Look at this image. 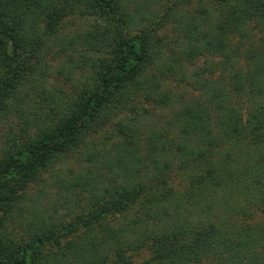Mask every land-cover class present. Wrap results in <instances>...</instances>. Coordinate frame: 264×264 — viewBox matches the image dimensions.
Wrapping results in <instances>:
<instances>
[{
	"label": "trees",
	"instance_id": "trees-1",
	"mask_svg": "<svg viewBox=\"0 0 264 264\" xmlns=\"http://www.w3.org/2000/svg\"><path fill=\"white\" fill-rule=\"evenodd\" d=\"M129 1L0 0V121L25 120L0 142V264H264V0L200 5L169 53ZM75 9L102 22L62 31ZM60 56L68 79L88 67L69 94L45 86ZM78 152L49 212L27 190Z\"/></svg>",
	"mask_w": 264,
	"mask_h": 264
},
{
	"label": "rangeland",
	"instance_id": "rangeland-1",
	"mask_svg": "<svg viewBox=\"0 0 264 264\" xmlns=\"http://www.w3.org/2000/svg\"><path fill=\"white\" fill-rule=\"evenodd\" d=\"M144 6V12L146 13L145 18V24L146 27H151L156 29L155 35L152 36V41L155 45L158 46L159 51L162 53L166 52L169 53V49L173 48L175 46V40H177L179 33H177V26H176V20L183 18L184 20H187V16L189 13H193L194 15L199 16V6L200 5H211V0H193L192 2H187V0H130L129 1V13H134V10L137 9V5ZM77 13L71 12L70 16L67 17V19L64 20L63 26L61 28L64 32H80L82 29L85 30L86 28H91L93 24L95 23H101V18L96 19V17L91 16L89 14L86 15H80L78 13L79 10L75 9ZM134 32V31H133ZM135 33V32H134ZM182 37V33H181ZM84 47L76 48L73 50V55L79 54L84 51ZM156 50H154L155 52ZM64 57L60 56L59 58L51 60L49 62L50 66V72L47 73V78L45 80V86L48 89L54 90V88L57 90L58 93H65L69 94L73 88L80 87L81 81L89 76V72L86 71V66L84 71H80L76 75V79H73L74 75H70L71 79H68V77L62 73L59 74L55 67H58V64L61 63L64 59ZM206 55L198 56L192 61L194 62L193 66H201L202 64H207L205 62ZM209 60V63L211 61L210 57H207ZM187 61V60H186ZM191 68V67H190ZM219 67H216L212 71L213 74H216L219 71ZM68 70L65 69L64 72H67ZM65 75V76H64ZM182 87H185L182 85H178L176 82L170 83V88L173 90L175 94H178L180 90H182ZM77 90V89H76ZM186 94H190V90L186 89ZM32 96V97H31ZM32 103L35 104L34 106L40 107V104H44V95L40 93L39 89L32 92L30 94ZM148 105V104H147ZM33 106V107H34ZM50 106L51 105H47ZM150 111H154V115H152V120L155 121V119H160V122H168L169 118L171 116L172 111L166 110V109H158V107L152 106V104L148 105ZM42 112L46 114L47 108H41ZM127 113V112H126ZM129 115V113H127ZM24 119V118H23ZM19 116H13L9 118L8 120H1L0 121V142H2L5 139L6 133L9 132V128L13 127L16 128L17 123L23 124L25 120ZM19 126V125H18ZM111 126V125H110ZM169 127V125H168ZM109 128V127H108ZM17 130V129H16ZM31 129L29 132H24L23 137L29 135L31 133ZM106 132V133H105ZM107 132H111V127L109 131L101 130L96 134H93L90 138L91 141L94 142H101L104 140V136L108 134ZM24 140V138H22ZM22 140V141H23ZM88 162L82 158L78 153H75L73 155H69V158L60 160L53 169H48L42 174V181L38 184H32L30 185L29 189L27 190L28 194H31L34 198H38L40 202H42L45 206V209L49 208L52 210L55 205L57 207L59 206V199L62 195L66 193L65 187H61L57 179L60 177H66L67 175L62 173L67 171L68 169H73L74 171H78L81 168H83L85 165H87ZM51 172L53 175H51ZM38 192H40L38 194ZM38 194V195H37ZM28 197V196H27ZM31 198L25 199V201L22 203L23 205H30ZM62 211V210H61ZM59 212V211H57ZM256 220H260L264 222V210H258L256 211ZM28 213L25 211L21 213V217L15 216L16 222L24 224L27 220ZM148 255L147 250H144L141 254L137 255L136 259L140 260L141 258Z\"/></svg>",
	"mask_w": 264,
	"mask_h": 264
}]
</instances>
